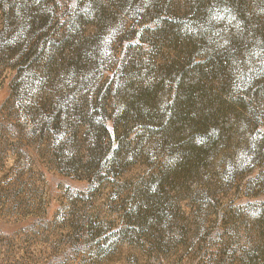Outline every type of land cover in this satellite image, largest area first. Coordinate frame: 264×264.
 <instances>
[{"label":"rangeland","instance_id":"374dc122","mask_svg":"<svg viewBox=\"0 0 264 264\" xmlns=\"http://www.w3.org/2000/svg\"><path fill=\"white\" fill-rule=\"evenodd\" d=\"M0 264H264V0H0Z\"/></svg>","mask_w":264,"mask_h":264}]
</instances>
